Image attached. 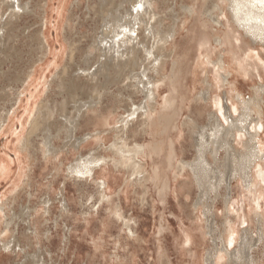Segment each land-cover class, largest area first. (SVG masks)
<instances>
[{"label":"rangeland","instance_id":"374dc122","mask_svg":"<svg viewBox=\"0 0 264 264\" xmlns=\"http://www.w3.org/2000/svg\"><path fill=\"white\" fill-rule=\"evenodd\" d=\"M7 1L25 8L12 25L0 24V264H264L257 222V213L264 220V157L252 168L256 188L237 176L210 197L186 165L211 114L220 105H237L236 93L260 99L264 124V89L256 93L264 85V41L234 22L228 1H155L160 28L173 34L162 73L147 72L153 102L132 85L147 80L136 59L139 50L111 77L92 73L103 61L89 48L93 36L124 16L134 0ZM0 7L7 13L1 0ZM143 37L140 32L141 43ZM72 39L82 43L69 69H78L79 85L63 90L58 80L70 61ZM206 80L209 95L203 94ZM95 99L72 131L60 104L67 101L70 119ZM144 101L149 110L130 114ZM46 104L62 129L52 153L40 136L24 146ZM190 118L197 123L194 132ZM257 130L255 145L264 151V126ZM245 137L232 142L237 150L245 149ZM121 139L126 149H144L132 159L140 172L118 163L132 154H115L113 143ZM220 152L216 165L223 170ZM90 154L100 161L89 174H75L73 164ZM224 229L235 239L225 246L219 238ZM242 252L244 260L234 256Z\"/></svg>","mask_w":264,"mask_h":264},{"label":"bare ground","instance_id":"6f19581e","mask_svg":"<svg viewBox=\"0 0 264 264\" xmlns=\"http://www.w3.org/2000/svg\"><path fill=\"white\" fill-rule=\"evenodd\" d=\"M77 1L79 0H76V2ZM155 1L156 0H134L132 5L125 11L124 16H120L116 21L110 23V26H108L109 22H107L106 31L102 32L100 36H93L89 46V48L95 50L100 57H103L101 67L92 73H100L106 78L112 76V74H110L112 69H116V72L118 69L120 72L122 67L131 60L132 56L135 55V52L138 50L141 51V56L137 55L136 59L140 61L139 65L142 67V71H140L141 76L147 77V80L146 82L138 80L135 81V83H132V85L136 89H144L145 100H149L150 102L154 101V96L150 93L151 91L149 88V84H153V81L151 80L152 77L148 75L147 72L151 70L157 74L162 73L165 59L169 56L165 52V45L169 37L173 34V29L171 28L166 31L160 28L162 25V18L159 17L160 13L155 10ZM227 1L234 22L238 26L243 27L254 40L264 41V0ZM1 2L5 4L7 13L1 11L0 7V24L10 26L18 19L20 10L24 9L25 6H22L18 1L8 2L7 0H1ZM153 21H155V23H153ZM140 32L144 35L142 43L139 41ZM148 40L150 41L149 44L146 43ZM140 44L141 46L139 48ZM69 47L70 61L68 65L63 68L58 80V86L63 90L70 86L75 88L79 85L78 78L80 76L78 75V69L76 70L73 68V71H69V69L74 65L76 54L82 47V43L81 41L72 39L69 43ZM86 55H89V53ZM223 63V58H220L217 61V64L221 68L223 67ZM69 73L71 74L69 75ZM132 77L134 78L135 76ZM16 80L20 81L21 79L17 78ZM206 85L207 87L203 94L209 95L210 86L207 80ZM256 88V93H258V90L264 89V85L260 84L259 87ZM95 93H97V96H100L98 90H96ZM236 97L238 99V104H231L230 106L226 104L223 106L220 105L214 110V113L211 114L207 131L201 132V134L194 139L196 156L190 163H186V165L190 166V170H192L198 187L203 195H208L211 191L216 192L221 186V183L225 182L228 184L230 178L237 176L243 178L248 183V186L256 188L252 168H254L258 158L264 157L263 149L259 148L260 146L258 147V145H255L258 143L256 140L258 134L257 128H263L264 126L261 105L259 103L260 99L254 95L252 98L246 100L239 93H236ZM97 103L98 101L95 99L89 101L87 106H79L76 116L70 119L67 118L66 100L60 104L58 109L63 122L67 120L65 122H69L71 130L74 131L80 128L81 121L85 117L87 108H93ZM47 104L45 106V111L43 113V110L40 111L41 113L32 121L33 123L28 138L24 141V146H32L35 138L40 136L43 138L42 142L46 147L47 152L52 153L56 151L53 139L59 136L62 129L60 123L54 117L53 106L50 107L47 106ZM173 106L174 105L171 102L169 107L172 108ZM140 109H143L144 111L149 110V105L146 101H144L143 106L139 109H134L130 114H133L135 110ZM56 112L58 111L56 110ZM235 114H237V116L234 117ZM43 115L46 116L42 118ZM221 116L223 117V120L221 119ZM188 122L190 124L191 132H194L197 128L196 120L190 118ZM249 127L252 128L253 132L250 131ZM53 132H55V135ZM246 135L247 140H245L243 144L245 149L237 150L232 142L235 141L236 136H238L241 141L244 140L242 139L243 137L246 138ZM69 142V140L65 141V145ZM118 144L117 142L113 143V146L116 145L114 150L115 154L118 153L124 155L123 153L125 152L132 153L125 158L120 157V162L118 163H124L125 166L127 164L132 172H140L141 170H139L137 163L132 159L136 154L142 153L144 149L141 146H136L134 149H126V144L122 139ZM221 149L223 153H225L224 161L221 163L223 170H220L216 165L221 161ZM210 157L214 160V167H211L210 161L212 162V160H210ZM100 159V156L90 154L83 160L73 164L71 169L75 174H89ZM261 176L264 180V173L261 174ZM208 197L210 196L208 195ZM201 198L198 199L197 202H201ZM257 222L259 237L262 239V234L264 233V220L260 213L259 215L257 213ZM213 230L210 229V231ZM242 236V241L245 244L248 239L245 234ZM219 238L222 240L224 246L227 243L230 244L235 241L232 233L230 231L227 232L225 229L224 233H219ZM2 245L6 249L10 247L8 242H3ZM244 255L246 254L242 252L241 254H236L234 256L239 260H244ZM233 262L235 263V260H233Z\"/></svg>","mask_w":264,"mask_h":264}]
</instances>
